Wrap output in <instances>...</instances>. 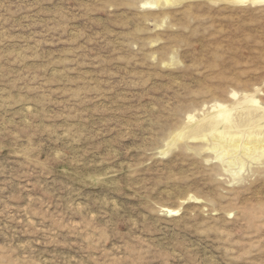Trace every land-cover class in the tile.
<instances>
[{
  "label": "rangeland",
  "instance_id": "obj_1",
  "mask_svg": "<svg viewBox=\"0 0 264 264\" xmlns=\"http://www.w3.org/2000/svg\"><path fill=\"white\" fill-rule=\"evenodd\" d=\"M0 264H264V0H0Z\"/></svg>",
  "mask_w": 264,
  "mask_h": 264
}]
</instances>
